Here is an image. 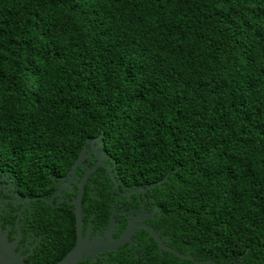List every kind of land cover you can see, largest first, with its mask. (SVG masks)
Returning a JSON list of instances; mask_svg holds the SVG:
<instances>
[{"label": "trees", "instance_id": "obj_1", "mask_svg": "<svg viewBox=\"0 0 264 264\" xmlns=\"http://www.w3.org/2000/svg\"><path fill=\"white\" fill-rule=\"evenodd\" d=\"M101 133L174 249L264 264V0H0V169L48 195Z\"/></svg>", "mask_w": 264, "mask_h": 264}, {"label": "flooded vegetation", "instance_id": "obj_2", "mask_svg": "<svg viewBox=\"0 0 264 264\" xmlns=\"http://www.w3.org/2000/svg\"><path fill=\"white\" fill-rule=\"evenodd\" d=\"M70 169L51 176L48 195L21 191L13 177L0 169V223L23 260L56 264L72 249L78 238L74 201L82 186L84 235L89 233L90 239L104 235L112 220L115 239L136 226L118 249L88 255L76 264H165L171 251L161 246L155 233L162 243L174 247L152 192L155 183L137 185L121 179L100 141L87 143L85 156L74 172Z\"/></svg>", "mask_w": 264, "mask_h": 264}, {"label": "water", "instance_id": "obj_3", "mask_svg": "<svg viewBox=\"0 0 264 264\" xmlns=\"http://www.w3.org/2000/svg\"><path fill=\"white\" fill-rule=\"evenodd\" d=\"M103 136L104 133H101L96 138L87 139L86 144L84 145V147L79 153V156L73 163L70 172L75 171L77 164L80 163L82 158L85 156V148L87 143L94 144L95 141H100V143L104 145V140L102 139ZM162 181H164V179L160 180L159 183ZM81 198H82V186L78 197L74 201L75 204L74 210L76 214L78 238L72 249L65 255V257L60 262L56 264H76L78 261L87 257L88 255L97 254L100 252H104L106 250L118 249L124 243L129 241L131 232L134 231L135 229L136 225L132 224L120 238L115 239L112 237L111 228L114 227V220H112L110 229L104 235H99L97 238L90 239L89 233L87 236L83 234ZM155 236L163 248L170 250L171 252L175 253L182 259H192L195 264H199V261L196 260L192 254L181 253L178 250L162 243L161 238L157 233H155ZM0 264H29L23 260L22 256H20V253L15 249L14 243L10 242L7 231L4 230L1 223H0Z\"/></svg>", "mask_w": 264, "mask_h": 264}]
</instances>
